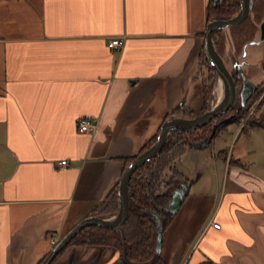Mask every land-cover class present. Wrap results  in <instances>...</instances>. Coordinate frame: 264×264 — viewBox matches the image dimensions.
Listing matches in <instances>:
<instances>
[{"label":"crops","instance_id":"obj_1","mask_svg":"<svg viewBox=\"0 0 264 264\" xmlns=\"http://www.w3.org/2000/svg\"><path fill=\"white\" fill-rule=\"evenodd\" d=\"M210 1L0 0V264H38L93 214L165 116L196 115ZM259 45L228 40L222 57L229 68L244 61L264 111ZM90 117L94 130L80 133ZM235 124L213 142L242 136L239 149H189L177 164L194 180L180 207L188 231L166 264H264V128ZM97 253L98 264L119 262L113 248L72 244L56 263Z\"/></svg>","mask_w":264,"mask_h":264},{"label":"water","instance_id":"obj_2","mask_svg":"<svg viewBox=\"0 0 264 264\" xmlns=\"http://www.w3.org/2000/svg\"><path fill=\"white\" fill-rule=\"evenodd\" d=\"M216 1V0H213ZM254 0H240V6L238 12L230 17L227 16H213L209 18L206 23L204 29V40H203V56L205 60L208 62L210 67H212L215 71V86L211 93L210 102L206 108V110L199 115L195 116H187L183 114L173 113L169 115L161 124L160 131L156 137V142L152 144L150 147L138 153L132 155L134 159L130 162V164L124 169L120 178L117 182V195H118V203L119 209L118 211L111 216H103L101 214H92L82 219L79 223H77L70 231H68L65 235H63L56 245L47 253L44 257L41 264H50L51 261L56 257L57 254L60 253L67 245H69L72 239L78 235L81 230L87 228L89 226H97L101 228L114 230L122 243V260L126 264H138L131 262L127 259L126 251H125V242L122 226L125 220L128 217L130 211V196H129V181L136 169L141 167L145 162L155 157L163 148L166 143L167 138L171 134V132L176 130H196L197 128H201L205 125H208L213 121L216 117L221 116L225 112H227L230 108H233L236 103H238L237 107L234 108V114L240 113L241 110L245 107L247 101L253 96L256 88L259 84L252 82L247 79L243 74L242 66L244 61L239 59L240 61L234 63L231 68H229L218 47L215 44L213 39V33L222 29H225L229 26L239 24L243 22L251 13L253 7ZM264 41V23L258 39L251 41L252 44H259ZM245 54V53H244ZM243 54V55H244ZM241 58H243L241 56ZM241 73V82L236 84V80L232 75L231 70H236ZM232 114L230 117H233ZM215 132V125H213V131L211 136L208 138L207 142L202 146V142L194 145L192 147H205L211 142V138ZM131 156V157H132ZM189 187V186H188ZM188 187L185 188L184 193H175L173 196V200L169 203V207L171 208V213L176 214L179 210L182 200L185 194L188 193ZM162 233H163V225L161 222L157 224V234H156V248L154 253V259H157L161 254L162 248ZM85 246H97L100 248H106L109 246L106 245H85ZM112 248V247H110ZM101 260L100 253H97L93 258L90 264H98ZM62 261H59L55 264H61ZM153 259L149 260L146 263L142 264H152Z\"/></svg>","mask_w":264,"mask_h":264},{"label":"trees","instance_id":"obj_3","mask_svg":"<svg viewBox=\"0 0 264 264\" xmlns=\"http://www.w3.org/2000/svg\"><path fill=\"white\" fill-rule=\"evenodd\" d=\"M240 6V0H217L214 2L210 1L208 18L213 16H233L235 15ZM216 33H213V39L216 44ZM204 37V33L201 34ZM210 70H213L210 67ZM214 71V70H213ZM213 75L211 74V83L210 85L203 86V97L206 103L210 92L213 89ZM206 106L204 105L203 109ZM247 111V110H246ZM245 111V112H246ZM246 113L240 111L238 114H234L233 117L224 119L219 122L217 125V131L220 132L223 128H225L229 123H237L240 124L242 121L241 130H246L253 127H261L264 128V111L261 112L258 118L253 116L246 117ZM227 115V114H225ZM224 115V116H225ZM161 124L159 125L157 132L160 129ZM202 134L200 136L204 137L209 133L208 126H204L200 129ZM156 132V134H157ZM190 132V131H189ZM156 134L153 135L150 139H148L141 150L148 148L155 142ZM187 145V139L184 138L181 131L172 132L169 136L164 148L157 156V167L161 170H168L166 167L169 162L178 156H180L184 151ZM219 154H224L223 151H220ZM134 159V157L125 158L123 170L129 163ZM239 163L240 165L243 163L239 160H229V163ZM155 163V159L146 162L144 165L139 167L132 174L129 181V196L131 208L128 214L127 219L123 223L122 230L124 235L125 242V251L127 259L135 262H145L150 260L153 257L154 250L156 247V225L155 220L145 212L142 213L143 209H152L157 210V207L165 206L168 203L169 197L167 195L152 193L153 192V178L156 177L157 171H154L155 166L152 164ZM178 179H182L181 175L177 177ZM119 209L118 204V195H117V183L114 188L108 193V195L93 209V214H101L103 216H111L115 214ZM172 218V215L169 213H165V224L169 223ZM71 244L75 245H106L112 247L113 249L121 252L123 249L122 243L119 239L118 234L111 229L101 228L97 226H89L84 228L77 236H75ZM65 250V249H64ZM62 250L59 255L64 251ZM42 261V260H41ZM40 261V262H41ZM153 264H165L164 261L159 258Z\"/></svg>","mask_w":264,"mask_h":264},{"label":"flooded vegetation","instance_id":"obj_4","mask_svg":"<svg viewBox=\"0 0 264 264\" xmlns=\"http://www.w3.org/2000/svg\"><path fill=\"white\" fill-rule=\"evenodd\" d=\"M217 1V0H216ZM216 1H214V2H216ZM254 4V3H253ZM252 9H253V7H252ZM251 13H252V11H251ZM251 13H250V15H251ZM249 15V16H250ZM248 16V17H249ZM247 17V18H248ZM246 18V19H247ZM221 32V30H219V31H216V32H214V33H216L215 35H216V38H217V36H218V34ZM216 42H217V40H216ZM204 58V57H203ZM238 62V61H237ZM203 66H202V68L200 69V72H199V76H200V78H201V82H202V94H203V86H205V85H210V83H211V81L209 82V80H211V77H210V73L212 74V73H214V76H215V71H213V70H210V65L208 64V62L205 60V58L203 59V64H202ZM236 70H231V72H232V75H233V77L235 78V80H236V84H239L240 82H241V73H240V71L238 70V68L236 67L235 68ZM262 87V85H258V87L256 88V90H255V93L253 94V96L247 101V103H246V105H245V107L243 108V110H241V111H243V113L247 110V107H248V105L250 104V102L252 101V100H254V99H256L257 97H258V95H260V93H261V90H260V88ZM213 89H214V85H213ZM203 99H204V97H203ZM207 103H209L208 102V99L206 100V103H205V100H204V102H203V106H202V108H201V113L202 112H204L205 110H206V108H207V106H208V104ZM204 105L206 106V108L205 109H203V107H204ZM237 105H238V103H236L235 105H234V107L233 108H230L227 112H225L224 114H222L221 116H219V117H216L213 121H211V123L210 124H208V125H205V126H208V129H209V133L208 134H206L204 137H201L200 138V136H201V134H202V131L200 130L201 128H203V127H201V128H197L196 130H183V131H181V130H176V131H181V133H182V135L184 136V138L185 139H187V145H186V147H185V151L180 155V156H178L177 158H175V159H173V160H171L170 162H169V164L166 166V167H168V170H165L164 171V169L163 170H161L160 168H162L163 167V165H162V167H157L158 166V162H157V156L159 155V153L162 151V149L164 148V146H163V148L161 149V151L155 156V157H153L152 159H150V160H153V159H155V163H153L152 164V166H155V168H154V171H151V172H154L155 173V171H157V173H156V177L155 178H153V180L154 181H152V184H153V192L152 193H156V194H159V192H161L162 194H164V195H167L168 197H169V199H168V203H167V205H165V206H160V207H157L158 209L157 210H152V209H143L144 211L142 212V213H146V214H149L154 220H155V225H156V234H157V224H158V222H161L162 223V225H163V231H164V229H165V227H166V225L168 224V223H166L165 224V213H169V214H171L172 215V218L177 214H172L171 213V208L169 207V203L173 200V196L175 195V193H178V192H180V193H184L185 192V188L186 187H188V189L190 190V185H191V183H190V179L185 175V174H183V173H181L179 170H178V165L177 164H179L180 162V159H181V157L186 153V151L187 150H189V149H204V148H206V147H210V145L213 143V140L216 138V136L218 135V133L216 134V131H217V125H218V123L219 122H221V121H223L224 119H227V118H229L232 114H234V112H235V109L234 108H236L237 107ZM190 114V113H189ZM225 114H227V115H225ZM225 115V116H224ZM195 116V115H194ZM168 117V115L167 116H165L164 117V119L161 121V123L160 124H162V122L166 119ZM213 125H215V132H214V134H213V136H212V138H211V142L207 145V146H205V147H192L191 145L192 144H194V145H197V144H199V143H201L202 142V146L207 142V140H208V138L211 136V134H212V131H213ZM159 131H160V129H159ZM159 131L157 132V134H156V137H157V135H158V133H159ZM190 131V132H189ZM173 132H175V131H173ZM172 133V132H171ZM154 134V135H155ZM171 135V134H170ZM169 135V136H170ZM169 138V137H168ZM168 138H167V140H168ZM167 140H166V142H167ZM155 142H156V139H155ZM154 142V143H155ZM153 143V144H154ZM166 144V143H165ZM151 146V145H150ZM149 146V147H150ZM142 151V150H141ZM150 160H148V161H150ZM147 161V162H148ZM146 163V162H145ZM144 163V164H145ZM130 164V163H129ZM143 164V165H144ZM127 167V166H126ZM124 171V170H123ZM179 174L181 175V177H182V179L180 178V179H178L177 177L179 176ZM189 190H188V193L187 194H185V196H184V198L189 194ZM154 193V194H155ZM155 194V195H156ZM184 198H183V200H184ZM183 200H182V202H183ZM119 204V203H118ZM182 204V203H181ZM181 207V206H180ZM130 208H131V203H130ZM180 209V208H179ZM179 211V210H178ZM177 211V212H178ZM172 218H171V220H172ZM170 220V221H171ZM82 231V230H81ZM162 235H163V233H162ZM77 236V235H76ZM57 243V242H56ZM56 243H55V245H56ZM162 243H163V238H162ZM55 245H53L52 246V248L55 246ZM70 245H72L71 243L69 244V245H67L64 249H66L68 246H70ZM156 248V247H155ZM63 249V250H64ZM65 251V250H64ZM63 251V252H64ZM61 252V251H60ZM63 252L59 255V254H57L56 255V257L51 261V263L50 264H55L60 258V256L63 254ZM121 253H122V251L121 252H118V255H119V264H126L123 260H122V255H121ZM154 253H155V250H154ZM47 255V254H46ZM45 255V256H46ZM162 248H161V254H160V256L157 258V259H154L153 257H154V254H153V257L151 258V259H153V263L155 262V261H157L159 258H161L163 261H164V259L162 258ZM59 258V259H58ZM44 259V258H43ZM43 259H42V261H43ZM150 259V260H151ZM42 261L41 262H39L38 264H41L42 263ZM130 261V260H129ZM149 261V260H148ZM148 261H145V262H135V261H131V262H134V263H138V264H142V263H146V262H148ZM152 263V264H153ZM164 263H165V261H164ZM166 264V263H165Z\"/></svg>","mask_w":264,"mask_h":264},{"label":"rangeland","instance_id":"obj_5","mask_svg":"<svg viewBox=\"0 0 264 264\" xmlns=\"http://www.w3.org/2000/svg\"><path fill=\"white\" fill-rule=\"evenodd\" d=\"M254 6V4H253ZM253 16L255 17V19L253 18ZM263 23H264V5L263 4H259L256 1V5L255 7H253L252 9V14L245 19L243 22L236 24V25H232L229 26L225 29H222L221 32L218 34L216 40H217V47L220 51V53L222 54V56L225 58L226 61H228V56H229V52H228V47H227V42L228 40L238 44L240 46V50L242 51L243 46L247 43V42H251L255 39H258L263 27ZM251 47H256L255 45H252ZM259 50L262 51L263 55L262 57L264 58V41H262L260 43V45L258 46ZM230 48V47H229ZM233 48V45H232ZM256 60H258V58H255ZM264 62V60H262ZM258 66V65H255ZM259 67V66H258ZM259 69V68H258ZM260 73V70L258 71V74ZM262 74V73H261ZM211 77V73L209 74ZM213 75V85L215 84V76L214 73H212ZM263 76V75H262ZM211 80H209L210 82ZM200 84H201V89H202V82L200 80ZM215 86V85H214ZM213 91V89H212ZM210 92L209 96H208V102H210V97H211V93ZM202 93V92H201ZM198 105L196 106V115H199L201 113V108L203 106V94L201 95V97L198 99ZM209 104V103H207ZM258 106H256L252 111L251 109H248L245 114L246 117L249 116H253L255 118H258L261 114L262 111H259L260 109L258 108ZM177 114H182V113H177ZM186 115V114H185ZM187 116H190L189 114ZM230 118V117H229ZM244 121H242L240 124H243ZM237 127V124H235ZM234 127V129L236 128ZM233 129V127H232ZM261 133V132H259ZM231 134H228L225 137L220 138V140H217V142H214L210 145L209 151H211L212 153L214 152H218L219 150L230 152L232 150H237L241 147L242 145V136H240L239 138H234L231 141L230 138ZM224 167L221 168V177L220 179H222L223 176V171ZM190 180H194V177L190 178ZM198 186H196L195 184L192 187V191L190 193V197H194V196H199L200 193L198 191ZM186 217H183V214L179 211L177 212V214L172 218V220L166 225L164 231H163V243H162V258H165L166 254L168 253V251L170 250V248H172L174 246L175 243H177V241H179L181 239V233H183L184 231H188V226L186 224L187 220ZM63 256L65 255V251L62 254ZM60 256L59 258L63 257ZM58 258V259H59ZM115 264H119L118 262Z\"/></svg>","mask_w":264,"mask_h":264},{"label":"built area","instance_id":"obj_6","mask_svg":"<svg viewBox=\"0 0 264 264\" xmlns=\"http://www.w3.org/2000/svg\"><path fill=\"white\" fill-rule=\"evenodd\" d=\"M108 46L110 48H114V49H120L121 46H122V39H119V38H112L111 40L108 41ZM263 96V93L261 92L260 95H258V97L254 100H252L250 102V104L248 105L247 107V110L248 109H251V111L258 105V103L260 102L261 98ZM96 126V121L93 117H90V118H84V119H81L79 122H78V125H77V128H78V131L80 133H84V132H91L94 130ZM68 162L66 160H62L60 162V165L61 166H64V165H67ZM211 225L214 227V228H219L220 227V224L217 223V222H214L212 221ZM57 241L52 239L51 240V245H55ZM217 264H223V263H217Z\"/></svg>","mask_w":264,"mask_h":264}]
</instances>
